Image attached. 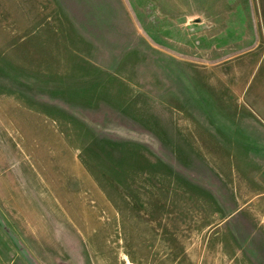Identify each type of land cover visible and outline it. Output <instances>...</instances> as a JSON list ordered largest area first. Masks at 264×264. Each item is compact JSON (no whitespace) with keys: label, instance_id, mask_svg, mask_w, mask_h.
Here are the masks:
<instances>
[{"label":"rangeland","instance_id":"1","mask_svg":"<svg viewBox=\"0 0 264 264\" xmlns=\"http://www.w3.org/2000/svg\"><path fill=\"white\" fill-rule=\"evenodd\" d=\"M0 264H264V0H0Z\"/></svg>","mask_w":264,"mask_h":264}]
</instances>
